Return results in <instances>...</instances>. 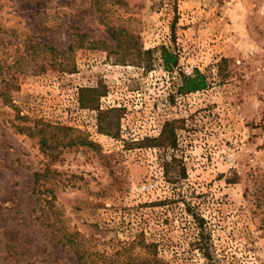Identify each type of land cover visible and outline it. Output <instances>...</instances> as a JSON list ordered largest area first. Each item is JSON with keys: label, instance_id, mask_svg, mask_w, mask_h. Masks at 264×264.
<instances>
[{"label": "rangeland", "instance_id": "1", "mask_svg": "<svg viewBox=\"0 0 264 264\" xmlns=\"http://www.w3.org/2000/svg\"><path fill=\"white\" fill-rule=\"evenodd\" d=\"M76 250L264 264V0H0V264Z\"/></svg>", "mask_w": 264, "mask_h": 264}, {"label": "trees", "instance_id": "2", "mask_svg": "<svg viewBox=\"0 0 264 264\" xmlns=\"http://www.w3.org/2000/svg\"><path fill=\"white\" fill-rule=\"evenodd\" d=\"M79 34L80 35H78V37H80V39H78V41L76 40V45H71L69 47V50H68L69 54H71L75 46L79 45V42H81L80 45L83 46V42L85 41L84 39L85 35L81 33ZM110 34L114 40H117L118 42H120L119 39L116 38L114 29H110ZM88 44L94 46V44L96 43L92 42ZM162 59H163L164 69L166 71H172V69L178 65V58L176 57V55L171 53L166 47H162ZM182 80H183V85L180 89L182 93H195L198 91H202L206 89L207 87L206 77L198 70H194L192 75L183 74ZM41 175H42L41 173H37L35 175V181H34V192L38 194H43L44 192L48 191V189H44V190L41 189V187L43 186L41 185L39 181V177ZM44 200L46 201V205L51 202L47 198H45ZM70 242H72V246H77V245H74L73 241L70 240ZM76 257H77L79 264H87L84 261V255L81 254L79 250H76Z\"/></svg>", "mask_w": 264, "mask_h": 264}]
</instances>
